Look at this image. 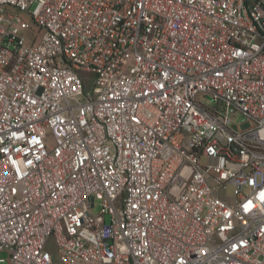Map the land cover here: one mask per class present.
Listing matches in <instances>:
<instances>
[{
	"label": "built area",
	"instance_id": "1",
	"mask_svg": "<svg viewBox=\"0 0 264 264\" xmlns=\"http://www.w3.org/2000/svg\"><path fill=\"white\" fill-rule=\"evenodd\" d=\"M0 252L264 264V0H0Z\"/></svg>",
	"mask_w": 264,
	"mask_h": 264
},
{
	"label": "rangeland",
	"instance_id": "2",
	"mask_svg": "<svg viewBox=\"0 0 264 264\" xmlns=\"http://www.w3.org/2000/svg\"><path fill=\"white\" fill-rule=\"evenodd\" d=\"M21 16L23 17V19L25 20H30V15L27 12L21 13ZM89 88V87H88ZM205 162L204 158L201 159V163L203 164ZM218 196L225 199L228 202H232L233 201V193H232V187L231 185H225L224 187H220L218 189ZM95 207L93 209L94 213H97L100 209V201H96L95 202ZM51 252L53 251V245L49 244L47 247ZM53 253V252H52ZM6 254L3 252H0V258H5Z\"/></svg>",
	"mask_w": 264,
	"mask_h": 264
}]
</instances>
